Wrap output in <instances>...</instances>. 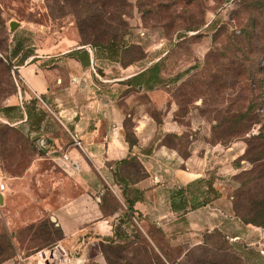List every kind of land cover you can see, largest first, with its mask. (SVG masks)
Here are the masks:
<instances>
[{
    "label": "crops",
    "instance_id": "obj_1",
    "mask_svg": "<svg viewBox=\"0 0 264 264\" xmlns=\"http://www.w3.org/2000/svg\"><path fill=\"white\" fill-rule=\"evenodd\" d=\"M23 26L8 49L22 85L0 119L35 156L27 175L53 181L49 194L60 201L50 218L61 231L53 243L64 261L84 264L88 249L91 258L102 256L101 240L123 218L127 230L160 229L180 252L176 262L214 245L208 234L220 232L243 263L264 264V228L233 212L226 189L242 141H212L206 114L176 95L188 42L141 33L122 46L67 36L50 46L45 33ZM47 161L50 168L38 170Z\"/></svg>",
    "mask_w": 264,
    "mask_h": 264
},
{
    "label": "rangeland",
    "instance_id": "obj_2",
    "mask_svg": "<svg viewBox=\"0 0 264 264\" xmlns=\"http://www.w3.org/2000/svg\"><path fill=\"white\" fill-rule=\"evenodd\" d=\"M10 21L18 22L14 30ZM23 25L45 33L50 46L65 36L79 43L122 44L141 33H163L172 44L188 42L183 48L189 71L176 94L206 114L212 141H242L241 156L232 159L227 194L233 212L264 228V0H0V42L7 57L11 34L26 32ZM0 58L1 107L12 90L7 82L17 93L16 83L22 84L13 63L1 52ZM7 126L0 119V177L6 185L0 204V263L76 264L64 261L53 243L58 231L50 216L60 201L49 194L53 181L27 175L35 156ZM41 163L38 170L50 168L48 161ZM208 237L214 245L189 251L177 264H245L234 258L224 234ZM105 242L104 248L100 245L103 257L91 258L88 249L84 264H172L180 255L153 227L125 229Z\"/></svg>",
    "mask_w": 264,
    "mask_h": 264
},
{
    "label": "trees",
    "instance_id": "obj_3",
    "mask_svg": "<svg viewBox=\"0 0 264 264\" xmlns=\"http://www.w3.org/2000/svg\"><path fill=\"white\" fill-rule=\"evenodd\" d=\"M126 43V42H125ZM125 43H122V44H115V43H108V44H105V45H100V46H109V45H116V46H122V45H124ZM94 45H98V44H94ZM5 53H4V52ZM0 52L3 54V56L9 61V62H11L10 61V59L6 56L7 55V48L5 47L4 49H3V45H2V43L0 42ZM25 56H26V52L24 53V55L22 56V58L19 60L20 62L21 61H23V59L25 58ZM0 63L2 64V58H0ZM4 70H5V74L6 73H8V68H6V67H4ZM189 71V69H187L186 70V72H188ZM8 83V85L12 88V90L10 91V93H9V95H11V94H13V93H17L16 92V88L14 89L13 88V85H14V83H13V85L12 84H10L9 83V81L7 82ZM17 84V83H16ZM17 86H18V84H17ZM14 87H15V85H14ZM177 95V94H176ZM181 100V99H180ZM15 108V106H4V104L0 107V111H3V112H5V113H7V112H9V111H11V110H13ZM8 126H7V129L8 130H12V131H15V132H17V133H19L20 134V136H22V138H24L25 140H26V138L23 136V134H21L20 133V131L17 129V128H15V127H13V126H11V125H9V124H7ZM235 213V212H234ZM238 217H240L241 218V220L244 222V223H253L254 225H257V224H260V223H256L255 221H253V220H250V219H243L240 215H238L237 213H235ZM122 220H123V218H121L119 221V224H118V226H116V230L114 231V235L113 236H111V237H108V238H105L104 240H101V242H100V245L101 246H103L102 248H104L106 245H103V244H105L106 242V240H112L113 238H114V236H117V235H119L120 234V231H123L124 232V230L126 229V228H123L122 227V224H121V222H122ZM50 222H52V221H50ZM53 223V222H52ZM54 224V223H53ZM55 226V225H54ZM258 226V225H257ZM259 226H262V224H260ZM56 227V226H55ZM56 229H57V231H58V235H57V237H55V239H54V241L57 239V238H59L60 236H61V231H60V229H58L57 227H56ZM137 228H132V229H129L128 231L130 232V231H133V230H136ZM127 230V229H126ZM138 230V229H137ZM119 233V234H118ZM214 233V235H220V234H222V233H220V232H213ZM207 249V247H205V248H203V251H205ZM103 250L104 249H102V253H103ZM234 258L237 260V261H241V259L239 258V256L236 254V253H234ZM180 261H173L172 262V264H177V263H179ZM241 263H242V261H241Z\"/></svg>",
    "mask_w": 264,
    "mask_h": 264
},
{
    "label": "water",
    "instance_id": "obj_4",
    "mask_svg": "<svg viewBox=\"0 0 264 264\" xmlns=\"http://www.w3.org/2000/svg\"><path fill=\"white\" fill-rule=\"evenodd\" d=\"M9 26L11 28V30H14L17 26H18V22L16 21H10ZM4 192L0 193V204L4 203Z\"/></svg>",
    "mask_w": 264,
    "mask_h": 264
},
{
    "label": "built area",
    "instance_id": "obj_5",
    "mask_svg": "<svg viewBox=\"0 0 264 264\" xmlns=\"http://www.w3.org/2000/svg\"><path fill=\"white\" fill-rule=\"evenodd\" d=\"M15 68H16V66H13V69H15ZM17 84H18V82H17ZM5 188H6L5 181L3 180V178L0 177V193L4 192Z\"/></svg>",
    "mask_w": 264,
    "mask_h": 264
}]
</instances>
